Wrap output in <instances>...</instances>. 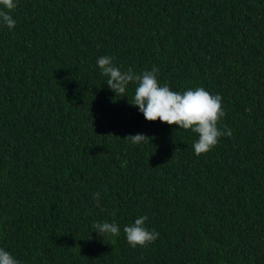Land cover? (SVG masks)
<instances>
[{"label":"trees","instance_id":"trees-1","mask_svg":"<svg viewBox=\"0 0 264 264\" xmlns=\"http://www.w3.org/2000/svg\"><path fill=\"white\" fill-rule=\"evenodd\" d=\"M15 2L14 29L0 23V248L20 264H264V0ZM102 56L219 94L231 137L196 156L198 134L129 103L135 84L116 98ZM142 216L159 236L132 248L123 228ZM105 221L119 236L95 232Z\"/></svg>","mask_w":264,"mask_h":264},{"label":"clouds","instance_id":"clouds-1","mask_svg":"<svg viewBox=\"0 0 264 264\" xmlns=\"http://www.w3.org/2000/svg\"><path fill=\"white\" fill-rule=\"evenodd\" d=\"M16 7L15 0H0V23L9 29H14L16 25V21L10 15ZM97 64L102 75L107 77L106 83L116 94V98L127 97L125 94L129 84H135L134 95L129 103L138 107L147 121H160L198 134V139L192 145L196 156L211 151L219 143L220 137H231L230 129L225 128L221 131L218 127L221 119L226 115L219 94L213 95L203 87L177 92L167 84L162 86L157 77L159 69L155 66L151 71L137 74L131 67L121 70L109 56L98 58ZM123 139L132 144H140L148 137L144 134H136L128 135ZM126 165L127 161H124L122 166L126 167ZM94 199L99 207L100 194L95 193ZM147 219V216L139 217L134 224L123 228L126 240L132 248L147 247L158 238V232L150 231L145 226ZM92 227L101 238L117 237L120 234V228L114 221L96 222ZM114 243L113 240L112 245ZM0 264H20V262L11 253L0 248Z\"/></svg>","mask_w":264,"mask_h":264}]
</instances>
